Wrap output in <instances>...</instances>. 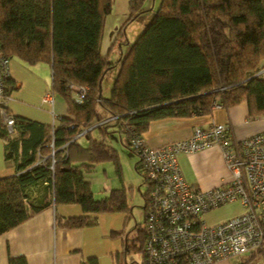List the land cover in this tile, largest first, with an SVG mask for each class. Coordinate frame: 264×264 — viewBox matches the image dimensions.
I'll list each match as a JSON object with an SVG mask.
<instances>
[{
    "label": "trees",
    "instance_id": "trees-1",
    "mask_svg": "<svg viewBox=\"0 0 264 264\" xmlns=\"http://www.w3.org/2000/svg\"><path fill=\"white\" fill-rule=\"evenodd\" d=\"M111 4L0 0L2 53L29 65L48 63L51 92L67 106V115L52 125L12 114L8 131L0 119L5 158L16 167L14 174L0 177V235L53 203H76L82 209L80 215L56 220L65 228L93 225L98 213L129 209L123 186L95 198L85 178L108 160L120 173L117 150L93 137L94 128L104 137L124 133L123 142L140 161L132 139L143 137L152 120L207 115L213 103L229 107L243 100L250 116L264 113V0H160L117 62L100 49ZM139 5L140 0L129 1L119 33L141 12ZM115 66L109 94L102 95V78ZM72 86L84 87L80 101L72 97ZM80 134L87 143L80 142ZM142 231L144 262V226ZM249 254L241 264L264 255V247ZM89 263L98 264L94 258ZM8 264L28 263L23 256H10Z\"/></svg>",
    "mask_w": 264,
    "mask_h": 264
},
{
    "label": "built area",
    "instance_id": "built-area-1",
    "mask_svg": "<svg viewBox=\"0 0 264 264\" xmlns=\"http://www.w3.org/2000/svg\"><path fill=\"white\" fill-rule=\"evenodd\" d=\"M9 58L0 49V119L12 131ZM72 90L75 101L84 97V87ZM52 96L51 91L44 95L48 100ZM220 106L216 102L212 108ZM229 130L226 123L195 126L189 137L156 148L148 147L143 137L132 139L147 186L145 264H214L264 247V131L232 139ZM214 145L229 176L207 189L187 182L177 155ZM233 202L241 207L238 214L211 224L203 220V213Z\"/></svg>",
    "mask_w": 264,
    "mask_h": 264
},
{
    "label": "crops",
    "instance_id": "crops-1",
    "mask_svg": "<svg viewBox=\"0 0 264 264\" xmlns=\"http://www.w3.org/2000/svg\"><path fill=\"white\" fill-rule=\"evenodd\" d=\"M42 64L39 62L30 66L22 60L11 59L9 61L10 78L14 87L10 91L8 110L13 115L52 125L57 123L59 117L67 115V106L61 97L54 94L52 100L44 97L45 93L51 91V87L39 77L45 73ZM214 123L228 124L230 137L243 139L264 131V113L250 116L248 104L243 100L234 106L215 107L207 115L183 119L169 117L156 119L150 121L147 130L143 133V140L148 147L156 148L189 137L195 126L207 128ZM79 140L82 144L87 143V137L82 134ZM220 154L219 147L215 145L195 153H179L177 155L178 164L183 170L181 171L185 180L190 184L207 189L226 179L229 176L228 171L225 173L222 170L212 176H206L203 173H200L202 175L197 174L193 169V166L199 163L200 158L218 155L220 157ZM202 170L212 172V169L208 167ZM15 172L14 162L5 158V141L0 137V177L9 176ZM104 188L108 193L111 190V188ZM128 207L129 209L124 211L98 213L93 225L65 228L56 220L80 215L82 209L76 203H53L0 235V264H8L10 256H23L28 264H90L89 260L93 258L98 264H127L128 247L130 250L141 253V264H144L142 249H140L143 243L140 242L142 244L138 245L135 242L139 236H142V228L136 224L138 237L129 244L128 238L122 239L119 228L117 230V226L113 223L114 220H118L120 224V214L130 211L131 208L129 205ZM121 255L123 262L120 261ZM246 260L247 258L243 259L241 263Z\"/></svg>",
    "mask_w": 264,
    "mask_h": 264
},
{
    "label": "rangeland",
    "instance_id": "rangeland-1",
    "mask_svg": "<svg viewBox=\"0 0 264 264\" xmlns=\"http://www.w3.org/2000/svg\"><path fill=\"white\" fill-rule=\"evenodd\" d=\"M129 1L130 0H112L111 11L104 19L100 49L104 55H108L112 62H115L127 52L130 44L153 16L160 3V0H140L139 8L141 12H139L136 18L127 24L124 30L119 33L118 28L124 24L128 16ZM113 42L115 43L112 46ZM11 59L20 60L17 57H11L9 61ZM42 63V69L45 73H42L39 77L51 87V71L49 64L45 62ZM117 69L118 67L115 66L109 69L103 76L101 82L102 95L107 96L109 94ZM108 129L110 130L111 128ZM91 135L100 139L104 138L107 144H111L117 150L120 173H117L115 164L108 160L96 164L93 170L85 173V178L90 182V187L95 198H101L107 195L108 192L105 191L104 187L112 189L123 186L126 189L127 203L131 210L126 213L121 212V218H119L120 224L118 220H114L113 223L117 226V230L119 228L122 239L125 240L127 237V242L130 244L133 239L135 240L138 237V227L143 228V205L145 204L143 193L146 191V185L143 183L142 175L139 172V170L141 171L139 167L141 166V162L136 153L123 142L125 140L124 133L120 136L117 132H108L104 137L100 129L94 128ZM137 166L139 167L138 169H136ZM207 167L211 168L212 172L202 170V168ZM193 169L197 174L202 175L200 173H203L206 176H212L222 170L227 173V167L222 154H220V157L218 155L215 157H205L204 159L200 158L199 163L194 165ZM240 211L241 207L239 203L233 202L203 213L202 218L207 224H211L230 218ZM122 218H124V220H122ZM136 224H138V227H136ZM135 242L139 245L142 240L138 239ZM123 247L125 246L123 245ZM240 255L230 256L226 260L215 262L214 264H239L243 259L250 256L248 252ZM141 260L140 252L130 250L129 247L127 248V264H141ZM120 261H124L122 255L120 256ZM249 264H264V255L258 254L254 256Z\"/></svg>",
    "mask_w": 264,
    "mask_h": 264
}]
</instances>
